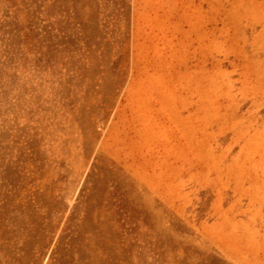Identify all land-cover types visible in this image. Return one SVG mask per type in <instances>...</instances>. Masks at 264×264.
<instances>
[{
  "label": "rangeland",
  "instance_id": "obj_1",
  "mask_svg": "<svg viewBox=\"0 0 264 264\" xmlns=\"http://www.w3.org/2000/svg\"><path fill=\"white\" fill-rule=\"evenodd\" d=\"M0 264H264V0H0Z\"/></svg>",
  "mask_w": 264,
  "mask_h": 264
}]
</instances>
